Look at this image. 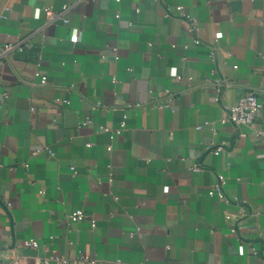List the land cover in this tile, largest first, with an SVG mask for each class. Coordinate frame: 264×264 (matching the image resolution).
<instances>
[{"label": "crops", "instance_id": "1", "mask_svg": "<svg viewBox=\"0 0 264 264\" xmlns=\"http://www.w3.org/2000/svg\"><path fill=\"white\" fill-rule=\"evenodd\" d=\"M69 1L0 0V45L32 42L0 60V259L264 264V138L221 121L248 91L264 121V0H84L66 23L37 11ZM218 174L227 199L208 193ZM75 209L86 217L67 223Z\"/></svg>", "mask_w": 264, "mask_h": 264}, {"label": "built area", "instance_id": "2", "mask_svg": "<svg viewBox=\"0 0 264 264\" xmlns=\"http://www.w3.org/2000/svg\"><path fill=\"white\" fill-rule=\"evenodd\" d=\"M79 1L84 0H72L66 3H63L59 9H52L47 6H43L37 9V11L43 12L46 22L52 23L57 20H61L63 22H68V18L65 16L66 13ZM94 1V0H92ZM182 6H176V10H181ZM165 15H171V12L166 9ZM117 17H119V13L116 14ZM181 18L186 22L188 30L193 34L192 41L193 43L197 44L200 42V39L196 36V27H197V21L194 17L186 14V13H180ZM77 40L79 38H76ZM32 45L31 39L29 37H24L22 39H18L15 42H6L4 44L0 45V60L6 58L8 55H10L13 52H19L22 51L25 47H29ZM184 48L187 47V44L183 45ZM107 49H110L113 52L114 58L118 57L117 54V46H107ZM209 55L211 58H215L216 53L215 50L210 47ZM102 56H104V53H102ZM236 67V65H234ZM36 76H39L40 83L45 84L47 82L46 75H41L39 71H37ZM171 75L176 76L175 72L173 71ZM168 102L167 105L170 103V99L172 94H168ZM216 101L220 99V96L217 95L214 98ZM262 109V102L258 99L257 95L252 92L248 91L243 94H241L236 101L230 105L223 116L221 117L222 122H228L233 125H245L254 127L255 135L260 136L264 138V121L259 119L260 111ZM91 119L86 118L83 121L79 122V125L90 123ZM125 127V115H123L122 120L120 121L118 127L114 129V132L116 134H119ZM200 126H198L199 128ZM108 128L106 126H101L100 131L105 132ZM91 143H87V146H90ZM228 144L222 142L221 144H212L208 143L206 144V149L214 154H218L222 150L226 148ZM46 149L50 154H52V151L48 147H43ZM110 148V147H109ZM41 149V147L35 148L31 150V155H34L38 152V150ZM27 166V163L24 164ZM73 172H76L75 168L72 166L70 167ZM200 166L195 164L191 167L193 171L200 170ZM112 177H108V180L111 181ZM225 183V176L223 174L217 175V181L208 189V193L210 195H217L221 199H227L224 191H223V184ZM40 193H43V190H40ZM113 197L116 199L117 196L113 195ZM9 205V203H8ZM86 217L85 212L82 209H75L71 211L68 214L67 217V223L76 222L83 220ZM91 225H95V220H91ZM231 231L235 233V228L232 227ZM24 246L29 247H36L37 241L33 238L26 239L23 242ZM252 252L256 253L254 247H252ZM96 262V259L87 253H84L83 251L79 250L74 256L68 257L62 254H50L46 256H36L33 259V264H94ZM27 263V257L22 254L14 253L12 258L9 261L1 260L0 264H26Z\"/></svg>", "mask_w": 264, "mask_h": 264}]
</instances>
